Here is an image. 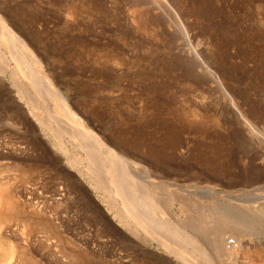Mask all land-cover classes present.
<instances>
[{"label":"rangeland","instance_id":"rangeland-1","mask_svg":"<svg viewBox=\"0 0 264 264\" xmlns=\"http://www.w3.org/2000/svg\"><path fill=\"white\" fill-rule=\"evenodd\" d=\"M0 15L136 180L177 198L153 236L121 225L40 132L8 57L0 183L16 206L0 264L11 249L20 264H186L167 249L188 234L217 262L218 232L264 242V0H0ZM247 251L223 264H264V243Z\"/></svg>","mask_w":264,"mask_h":264},{"label":"bare ground","instance_id":"bare-ground-1","mask_svg":"<svg viewBox=\"0 0 264 264\" xmlns=\"http://www.w3.org/2000/svg\"><path fill=\"white\" fill-rule=\"evenodd\" d=\"M0 47L6 51V54H0V67L8 57L18 67L19 79L16 81L11 77L12 84L17 89L19 99L24 101L28 113L37 123L40 132L50 139L53 147L60 150L67 163L87 181L96 193L108 194V197L103 196L102 201L110 213L114 212L113 218L117 219L121 225L129 227V230L137 235L143 232L147 236H153L154 232L163 230L168 222V214L165 211L177 198L170 197L169 201L162 205L155 192L160 182L150 177L141 182L136 180L130 168L133 162L122 154L116 153L72 110L31 48L1 15ZM4 72V70L1 71V73ZM26 86L32 88L33 96L37 97L38 103L32 102L27 94ZM48 102L52 103V107L47 104ZM69 145L73 151L68 149ZM10 186V182L0 183V233L7 231L10 224L7 212L16 206ZM227 214L225 215L227 220L232 218V213L228 216ZM244 236L234 237L229 241L223 232H218L216 241L211 245L219 258L217 262L210 259L208 252L206 253L195 242V236L193 237L192 234L182 237L185 250L177 251L169 248L167 252L175 254L186 264H195L194 262L223 264L224 259L231 261L246 255L249 245L256 247L264 243L261 239H245ZM192 245L195 247L186 250ZM13 254L14 251L11 249L10 264H20L25 258V255Z\"/></svg>","mask_w":264,"mask_h":264}]
</instances>
